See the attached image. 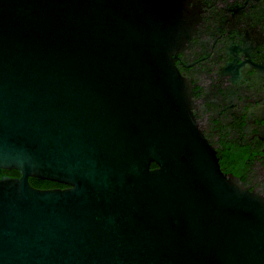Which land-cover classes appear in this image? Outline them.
I'll return each mask as SVG.
<instances>
[{"label": "water", "instance_id": "water-1", "mask_svg": "<svg viewBox=\"0 0 264 264\" xmlns=\"http://www.w3.org/2000/svg\"><path fill=\"white\" fill-rule=\"evenodd\" d=\"M190 19L0 0V264H264V196L222 171L176 66Z\"/></svg>", "mask_w": 264, "mask_h": 264}, {"label": "flooded vegetation", "instance_id": "flooded-vegetation-1", "mask_svg": "<svg viewBox=\"0 0 264 264\" xmlns=\"http://www.w3.org/2000/svg\"><path fill=\"white\" fill-rule=\"evenodd\" d=\"M184 2L194 33L176 66L191 112L222 171L264 196V0Z\"/></svg>", "mask_w": 264, "mask_h": 264}, {"label": "trees", "instance_id": "trees-1", "mask_svg": "<svg viewBox=\"0 0 264 264\" xmlns=\"http://www.w3.org/2000/svg\"><path fill=\"white\" fill-rule=\"evenodd\" d=\"M153 168L156 167V165L152 166ZM4 172L1 174L0 173V178L3 174L5 175H9L12 177H19L20 173L17 170H3ZM30 183L36 187V188H40V189H50V188H54V187H60V188H65L67 187L65 184L62 183H58L55 181H51V180H42V179H38V178H30Z\"/></svg>", "mask_w": 264, "mask_h": 264}]
</instances>
